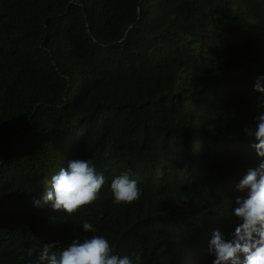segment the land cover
I'll return each instance as SVG.
<instances>
[{
  "label": "trees",
  "instance_id": "16d2710c",
  "mask_svg": "<svg viewBox=\"0 0 264 264\" xmlns=\"http://www.w3.org/2000/svg\"><path fill=\"white\" fill-rule=\"evenodd\" d=\"M260 76L264 0H0V264L93 235L141 264H213L248 195L235 169L264 159ZM73 159L105 183L69 216L43 197ZM125 171L142 195L117 205Z\"/></svg>",
  "mask_w": 264,
  "mask_h": 264
},
{
  "label": "clouds",
  "instance_id": "9594fccd",
  "mask_svg": "<svg viewBox=\"0 0 264 264\" xmlns=\"http://www.w3.org/2000/svg\"><path fill=\"white\" fill-rule=\"evenodd\" d=\"M254 91L262 94L257 100L258 107L264 108V76L257 78ZM254 121L252 134L257 142L251 147L264 158V112L255 116ZM235 172V190L248 192L246 198L236 199L239 206L234 209V215L241 222L231 234V239L220 230H214L208 252L215 257L213 264H264V159L255 168L247 164L236 168ZM140 182V177L132 178L128 171L116 176L111 182L114 203L138 201L142 195ZM104 183L105 177L96 172L90 160L73 159L66 168H60L51 177L50 189L47 183L43 199L51 201L54 210H63L72 216L95 204ZM82 226L88 232L96 231L89 222H83ZM55 248V242L45 244L38 254L37 264H141L142 250L134 252L132 257H121L114 254V246L103 235L74 239L59 252ZM33 251L29 249L28 255L31 256Z\"/></svg>",
  "mask_w": 264,
  "mask_h": 264
},
{
  "label": "bare ground",
  "instance_id": "6f19581e",
  "mask_svg": "<svg viewBox=\"0 0 264 264\" xmlns=\"http://www.w3.org/2000/svg\"><path fill=\"white\" fill-rule=\"evenodd\" d=\"M200 34V33H199ZM186 260V259H185ZM191 260V259H190ZM187 261H189V260H187ZM182 262V261H181ZM182 263H184V262H182Z\"/></svg>",
  "mask_w": 264,
  "mask_h": 264
}]
</instances>
